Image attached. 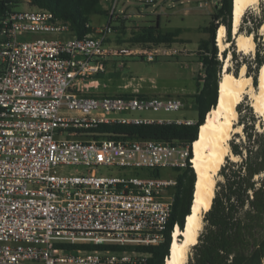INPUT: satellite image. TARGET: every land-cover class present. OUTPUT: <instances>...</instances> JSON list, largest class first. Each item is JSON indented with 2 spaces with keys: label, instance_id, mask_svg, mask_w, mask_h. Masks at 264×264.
<instances>
[{
  "label": "built area",
  "instance_id": "1",
  "mask_svg": "<svg viewBox=\"0 0 264 264\" xmlns=\"http://www.w3.org/2000/svg\"><path fill=\"white\" fill-rule=\"evenodd\" d=\"M128 0H124V4ZM157 6L163 0H137ZM211 0H199V6ZM184 3V0H179ZM113 0L108 20L70 23L47 9L14 10L0 19V264H140L136 250L65 245L156 244L170 217L175 178L125 174H62L69 164L124 168L185 167L189 146L154 139L98 138L100 123H190L185 119L111 116L176 111L179 97L92 95L109 61L178 55L172 44L112 41L128 19ZM187 11V10H186ZM112 20L116 24L112 23ZM31 38H26L27 36ZM200 67L202 63L199 61ZM204 76V73H200ZM172 189V192H169Z\"/></svg>",
  "mask_w": 264,
  "mask_h": 264
},
{
  "label": "trees",
  "instance_id": "2",
  "mask_svg": "<svg viewBox=\"0 0 264 264\" xmlns=\"http://www.w3.org/2000/svg\"><path fill=\"white\" fill-rule=\"evenodd\" d=\"M24 0H0V19L14 11ZM101 0H27L30 6L47 9L56 16L68 21L72 34L82 37L91 31L86 23L91 22L93 15L107 16V10L101 7ZM232 0H218L210 14V22L203 28L206 38L198 43V61L202 63L204 76L197 75V90L191 94L192 102L198 111L197 119L192 123H100L90 129L97 133L93 137L107 136L122 139H154L189 146V157L192 156L191 144L197 138L199 126L204 123L207 112L216 105L218 82L223 70V60L218 56L215 42L216 29L223 24L227 38L231 36ZM253 17L251 18V20ZM114 25L117 43L129 44H172L178 39L180 28L162 30L159 21L155 24L135 26L126 34V26ZM263 18L253 21L245 33L253 34L256 41L257 30ZM242 26H240L241 30ZM242 31V30H241ZM231 43L234 41L229 39ZM257 49L254 56V67L251 76L257 80V73L264 63V45ZM225 58L227 51L221 52ZM232 55H235L234 49ZM246 66V64H244ZM240 65H236V74ZM228 69V67H227ZM229 70V69H228ZM230 71V70H229ZM233 72V71H231ZM202 80V83L201 81ZM132 93L115 94L129 96ZM139 95H145L139 93ZM250 112V108H248ZM240 112V109H238ZM240 117V114H239ZM250 127L243 126L246 140L240 143L230 141L231 152L240 157L239 161L223 164L219 170L222 180L216 183L215 194L211 205L203 213V225L197 241L190 247L187 259L183 264H264V127L261 131H248L252 128L254 117L249 115ZM239 123L245 125L244 121ZM176 171L173 201L170 217L164 231L163 239L156 244L135 245H94L75 243L65 245L68 248L108 247L113 250H136L145 255L140 264H164L169 255L172 231L177 225L184 228L185 216L190 213L196 174L191 163L185 167H173ZM160 169H150L149 176L159 177ZM179 238H181L179 236Z\"/></svg>",
  "mask_w": 264,
  "mask_h": 264
},
{
  "label": "rangeland",
  "instance_id": "3",
  "mask_svg": "<svg viewBox=\"0 0 264 264\" xmlns=\"http://www.w3.org/2000/svg\"><path fill=\"white\" fill-rule=\"evenodd\" d=\"M113 0H101V7L109 9ZM124 0H118L116 9L125 10L130 16L128 19L123 21L126 26V34L129 35L133 27L147 24H155L156 19L159 21V26L162 30H172L180 28L181 32L178 35V39L172 43V47L178 49L180 53L173 56H162L154 61H146L145 59L138 56H123L115 58L116 66L113 64L107 66V71L95 75L98 79L99 87L96 89H91L90 94L101 95L109 94L115 95L119 93H132L134 89L137 88L139 92L146 94H152L158 97H179L183 99L186 103L185 107H182L176 111H164V110H142L133 111L130 113H115L111 116H137V117H147V118H169L175 120L179 119H194L198 117V111L193 105L191 94L197 90V75H201L202 69L198 61V43L200 39L206 38L207 34L203 32V28L207 26L210 22V14L214 9V5L218 0L208 1V5L199 6V0H184V3H180L179 0H163L159 2L157 6H146L137 0H128L124 4ZM25 9H36L30 6L27 0H24L19 6L15 7V10H25ZM187 10V11H186ZM253 19L251 20V18ZM263 18L264 22V0H259L258 4L249 6L241 19L242 32L244 30L250 29L253 21ZM108 20L105 15H93L91 22L94 25L103 24ZM113 24H116L112 20ZM122 22H118L116 25L120 26ZM119 30H114L109 34L112 41L115 42L116 33ZM245 33V32H244ZM225 39L228 40L229 45L226 48L227 55L230 52V57L226 55L225 58L222 57V53L218 48V56L224 63H227L228 69L233 71L236 65L240 67L244 64L245 73L252 74V69L254 67V56L257 49V42L259 43V48L262 49L264 45V37L260 32V27L257 30L256 41L254 39L255 45L254 50L249 52L237 51V47L234 42L233 35L227 38V31L225 33ZM32 35L26 38H31ZM216 42V38H215ZM217 45V44H216ZM234 49L235 55H232V50ZM111 62V61H109ZM223 63V64H224ZM249 65L250 69L247 67ZM239 72L237 69L236 74ZM202 77V76H201ZM254 87L257 85V80L253 78ZM202 83V80H200ZM128 83L126 88L123 85ZM251 99L248 95H244L243 100L238 106L240 109V117L238 120L244 121L245 125L242 124V133L234 134L232 137L233 143H240L246 140L245 132L243 126L247 127L250 125V117L252 114L254 121L252 122L253 127L248 129V131H261L264 127V119L259 117L250 105ZM250 108V112L248 110ZM250 127V126H249ZM240 157L236 156L233 159L226 157L224 164H229L230 162L239 161ZM191 163V162H190ZM91 169H94L97 174H125L126 176L138 175V176H149L150 169L141 168H124L122 171L115 166H87L84 164H69L59 167V171L62 174H88ZM160 177L163 178H175L176 171L173 167H163L159 168ZM219 175V174H218ZM216 177L217 182L222 180V176ZM218 186H216V189ZM172 192V189H169ZM190 252V247L188 253Z\"/></svg>",
  "mask_w": 264,
  "mask_h": 264
},
{
  "label": "bare ground",
  "instance_id": "4",
  "mask_svg": "<svg viewBox=\"0 0 264 264\" xmlns=\"http://www.w3.org/2000/svg\"><path fill=\"white\" fill-rule=\"evenodd\" d=\"M258 2L259 0H232L231 34L237 51L246 53L254 50L253 34L242 32L240 25L245 10ZM260 32L264 37V22L260 26ZM225 33V26L220 24L216 29V44L220 52L229 45L228 40H224ZM227 56L230 57V52ZM227 67V63H224L220 74L218 102L207 112L204 123L199 126L198 136L191 144L190 162L196 174L192 207L186 216L185 227L180 229L175 225L172 231L170 251L164 264H183L189 247L197 241L203 225V213L210 207L215 194L219 170L226 157H236L231 152L230 141L234 134L242 133L238 106L244 95L251 99L250 105L254 112L264 119V63L258 70L255 87L252 76L245 73V65L239 68L237 74L230 72Z\"/></svg>",
  "mask_w": 264,
  "mask_h": 264
},
{
  "label": "crops",
  "instance_id": "5",
  "mask_svg": "<svg viewBox=\"0 0 264 264\" xmlns=\"http://www.w3.org/2000/svg\"><path fill=\"white\" fill-rule=\"evenodd\" d=\"M94 24V23H93ZM124 43H126V42H124ZM132 45H135V44H132ZM171 45V44H170ZM114 65V66H116L117 64H116V62H115V60H112L109 64H108V66L109 65ZM99 85H100V83H99ZM99 85H98V87H99ZM128 86V83H126V84H124L123 85V88H126ZM98 87H96V88H98ZM95 88V89H96ZM134 92H138V93H141V94H145V95H149V96H155V95H152V94H146V93H143V92H139L138 90H137V88H135L134 89ZM133 93V92H132ZM119 94H122V93H119ZM193 94V93H192ZM186 106V105H185ZM185 120H188L190 123H192V122H194L195 120L194 119H191V118H189V119H185Z\"/></svg>",
  "mask_w": 264,
  "mask_h": 264
},
{
  "label": "water",
  "instance_id": "6",
  "mask_svg": "<svg viewBox=\"0 0 264 264\" xmlns=\"http://www.w3.org/2000/svg\"><path fill=\"white\" fill-rule=\"evenodd\" d=\"M218 91H219V89H218ZM218 98H219V96L217 94V102H218ZM194 191H195V184H194V189H193V195H194ZM191 207H192V204H191ZM190 210H191V208H190ZM185 219H186V216H185ZM184 227H185V223H184Z\"/></svg>",
  "mask_w": 264,
  "mask_h": 264
}]
</instances>
